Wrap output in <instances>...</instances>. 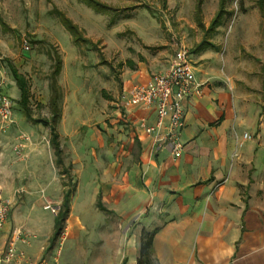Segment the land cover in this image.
Instances as JSON below:
<instances>
[{"label": "crops", "instance_id": "0c3cea01", "mask_svg": "<svg viewBox=\"0 0 264 264\" xmlns=\"http://www.w3.org/2000/svg\"><path fill=\"white\" fill-rule=\"evenodd\" d=\"M260 7L264 14V0ZM215 26L208 24L207 30ZM179 44L184 43L172 33L169 41L125 50L119 62L121 94L98 128L84 127V138L74 143L76 160L83 162L76 175L83 191L70 194L63 227L72 254L78 249L94 254L89 264H136L142 230L155 231L152 256L158 264H264V109L245 102L213 59H206L208 43L202 40L191 50L199 85L183 100L178 156L170 144L158 147L145 132L155 118L153 107L122 105L121 95L163 71ZM23 114L17 129L28 140L7 128L0 142V198L10 202L0 227V252L16 229L36 236L17 244L22 257L0 264H50L43 254L57 239L52 241L55 215L50 217L42 202L61 205L64 183L54 170L49 125L42 121L49 118ZM60 118L59 109L55 131L62 155ZM88 205L107 219L100 242L80 246L84 224L76 211L85 212Z\"/></svg>", "mask_w": 264, "mask_h": 264}, {"label": "rangeland", "instance_id": "374dc122", "mask_svg": "<svg viewBox=\"0 0 264 264\" xmlns=\"http://www.w3.org/2000/svg\"><path fill=\"white\" fill-rule=\"evenodd\" d=\"M98 1L106 4L108 10L97 12L84 0H0V91L10 100L12 119L10 123L0 119V142L7 128H16L19 138L24 134L17 129L24 112L18 103L19 90L8 64L16 67L27 82V107L31 115L49 118L50 73L57 52L61 58L56 77L61 111L57 131L64 166H55L54 170L64 183V190L71 189V196L77 188L83 191V181L76 178L82 173L83 162L76 160L74 143L84 138L87 133L84 127L98 128L102 116L121 94H118L119 62L123 52L133 45L169 41L173 33L177 41L189 48L192 58V48L205 40L208 43L203 50L206 59H213L245 102L264 109L262 0H227L226 13L212 31L207 27L218 9V0H201L199 13L197 0ZM59 13L71 19L88 42L75 41L61 23ZM48 138L49 128L44 126L43 139ZM3 152L0 143V157ZM66 167L70 177L62 170ZM45 204L57 207L60 202H42L43 210L51 217L54 214L43 207ZM88 206L90 211L86 213L76 211L84 224L78 239L80 246L97 245L102 224L107 219L103 213L91 212L93 208ZM17 213L24 214L18 210ZM64 227L53 245L44 249L43 257H49L50 264H89L94 254H84L81 249L72 254L65 242L67 229ZM29 234L32 242L36 235L32 231Z\"/></svg>", "mask_w": 264, "mask_h": 264}, {"label": "built area", "instance_id": "2783aa9c", "mask_svg": "<svg viewBox=\"0 0 264 264\" xmlns=\"http://www.w3.org/2000/svg\"><path fill=\"white\" fill-rule=\"evenodd\" d=\"M198 85L189 48L184 44H179L168 66L163 71L153 74L146 83L133 86L127 93L122 94L121 102L123 107L133 105L153 107L155 118L151 125L145 126V132L152 136V141L158 147L170 144L172 154L178 156L182 149L180 131L184 125L183 100L192 91H197ZM1 86L2 80L0 89ZM0 119L4 123L12 121L10 100L1 91ZM165 120L166 123H164ZM163 128L164 131H161ZM243 137H248V135L244 133ZM20 138L28 140L25 134H21ZM9 206V200L0 198V227L6 221ZM43 207L49 209L54 215L59 209V206L51 204H45ZM29 240L30 234L25 231L16 229L11 232L4 249L0 252V260L11 261L22 257L23 253L17 249V244H29Z\"/></svg>", "mask_w": 264, "mask_h": 264}, {"label": "trees", "instance_id": "16d2710c", "mask_svg": "<svg viewBox=\"0 0 264 264\" xmlns=\"http://www.w3.org/2000/svg\"><path fill=\"white\" fill-rule=\"evenodd\" d=\"M227 0H220L218 9L215 15L212 17L209 28L212 29L216 24L220 23L221 18L226 13L225 3ZM84 2L90 5L97 12H105L108 10V6L98 0H84ZM197 13H199L200 3L197 2ZM60 21L63 26L67 29L69 34L73 37L75 41L88 42V39L82 35L81 30L78 26L71 21L64 14L59 13ZM199 20V19H198ZM201 24V23H200ZM9 72L11 77L13 78L18 90H19V104L23 109L26 117L30 118L31 113L27 107L28 102V86L25 78L21 75L16 67L11 64H8ZM61 69V58L59 54L56 52L53 56V64L50 73V97H49V105H50V117L48 120L43 119V123L49 125L50 128V144L53 149L55 163L57 166L63 167V159L61 155V149L59 147V143L57 140V133L55 131V123L59 116V89L56 82V77L59 74ZM66 174H69V168L62 169ZM69 176V175H68ZM71 189L68 188L64 190L62 202L59 206L57 213L55 214L54 219V232L52 236V241H54L58 235L61 233L63 224L66 220L68 211H69V199H70ZM154 230L146 231L142 230L140 234V242L138 248V256L136 259V264H158L156 259L152 256V241L154 237Z\"/></svg>", "mask_w": 264, "mask_h": 264}]
</instances>
